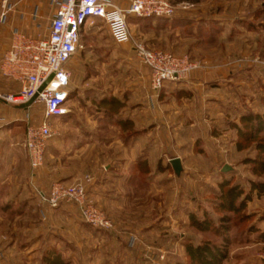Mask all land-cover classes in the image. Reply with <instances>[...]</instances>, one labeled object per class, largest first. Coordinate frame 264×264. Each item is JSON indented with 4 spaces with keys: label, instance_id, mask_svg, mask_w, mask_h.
<instances>
[{
    "label": "rangeland",
    "instance_id": "obj_1",
    "mask_svg": "<svg viewBox=\"0 0 264 264\" xmlns=\"http://www.w3.org/2000/svg\"><path fill=\"white\" fill-rule=\"evenodd\" d=\"M169 1L177 9L176 14L179 13L190 22L188 26L173 28L170 24L162 22L139 24L135 21L134 15L130 14L127 18L129 29L150 49L171 54L179 59L188 58L198 63L199 67L190 73L189 78L199 75L205 81H214L217 87L216 108L220 114L211 118L207 115L204 118V113L201 114L202 110L196 120L194 119V107L190 102H187L185 106L177 98L168 99L166 104L170 105L168 115H170L172 127L168 131L161 128L158 130V155L163 161L162 166L165 165L168 157L170 159L180 158L182 170L177 175L172 173L169 167L168 172L164 171L159 174V190L155 196L153 195L157 200V209L156 216L151 219L153 224L155 223L153 228L155 227L156 230L152 242H146L145 236L141 238L133 233L139 229H145L144 226L149 220L144 219L146 218L144 213L142 219L138 216L139 213L145 212L142 207L146 202L145 197L140 198L139 194L134 200V195L129 194L130 199L126 205L127 213L132 215L130 219L133 223L139 222L142 226H132L133 231L127 237L129 241L121 242V246L117 244L119 251V256L115 259L118 261L117 264L185 262L184 245L186 242L197 243L209 237L214 239L212 233L203 234L195 231L190 226L189 214L195 213L200 216L203 210H206L217 218L218 215L226 213L218 212L212 207L216 191L219 190L218 182L224 178L230 179L231 183L238 182L247 191L249 180L261 179L253 175L251 165L244 162L246 158L254 157L256 153L251 147L237 150V136L231 124L238 123L240 115L248 110L261 112L264 109V26H261L264 24V18L261 15L257 16V11L264 7V0ZM182 3L188 5L183 7ZM3 5L0 0V12ZM3 24L0 23V25ZM82 30L83 47L77 51L69 65L81 58L91 57L99 61V70L104 69L106 66H102L100 61L109 55L108 52L98 48L97 43L106 42L107 25L99 19H93L87 22ZM87 45L91 48H86ZM129 58L142 65L133 52ZM125 69L122 63L120 71H123L120 73H125ZM118 80L120 82H115L116 86L124 89L127 84L126 80L122 77ZM98 84L108 85L109 83ZM158 102L160 106L165 105L161 98ZM39 111L37 110L36 114H39ZM54 120L51 123L53 136L50 139L58 136L57 129L60 121L55 122ZM99 132L104 137H120L119 132L114 129ZM115 151H117V146H111L110 160L116 158ZM67 164L73 166L72 169L78 168L76 170L78 178L75 181L86 178L84 177L87 173L86 162H78L77 166L76 163L67 162ZM61 165L64 167L63 163ZM224 165H228L229 170L222 174ZM51 173L56 172L51 171ZM42 175L44 179L39 181V171L37 172L36 178L32 181V187L46 189L49 182L51 184L57 181V178L51 175H49L51 178H47L46 172ZM110 183H112L111 180L107 186L110 187ZM127 189L130 192L129 187ZM30 196L33 201L34 193L31 192ZM149 206L150 204L146 208L148 209ZM112 210L111 215L119 216V210L116 208ZM102 211L110 217L107 211ZM167 213H169L168 223L163 221L165 218H161ZM245 213L248 217L246 220L239 221L238 218H232L227 224L229 227L227 236L230 242L227 246L228 256L223 264H264V242H257L254 238L264 231V195L258 197L253 194L252 200L247 203ZM78 216L82 219L80 215ZM64 217L58 218L50 214L45 222L44 215L38 210H30L24 216L17 217L14 232L16 235L15 248L8 253L9 256L6 258H4L5 255L2 256L3 252L0 253V264H40L42 249L53 244L59 247L78 245L81 250L77 253L73 251L70 258L72 264L110 262L111 257L108 250L110 242L104 241L109 240L111 231L103 230L104 241L92 242L88 240V230L81 223L75 227L74 224L66 222ZM110 218L114 221L112 217ZM250 225H254L258 232L246 238L245 230ZM241 235H244V239L239 238ZM2 239L4 238L0 237V241ZM149 244L151 247L148 248ZM19 245H22V248L19 249ZM99 247H101L100 252ZM126 248L128 252H125ZM85 250L89 251L90 255H87ZM133 252H137L138 257H134Z\"/></svg>",
    "mask_w": 264,
    "mask_h": 264
},
{
    "label": "crops",
    "instance_id": "obj_2",
    "mask_svg": "<svg viewBox=\"0 0 264 264\" xmlns=\"http://www.w3.org/2000/svg\"><path fill=\"white\" fill-rule=\"evenodd\" d=\"M62 1L11 0L4 4L1 0L4 5L0 12V23L4 24L0 25V60L9 47L15 31L31 36H45L55 10ZM110 1L121 8L128 7L126 0ZM173 17L182 18L179 13ZM105 34L106 42L97 43L99 44L97 47L108 52L109 55L100 61L102 66H106L104 69L99 70V61L91 57H84L68 64L72 73L69 87L71 96L66 104L69 112L50 120L51 123L54 119H56L55 122L60 121L57 129L58 136L48 142L44 164L39 170V181L44 179L42 173L46 172L47 178L56 177L57 181L72 183L78 178V172L76 173L78 168L72 169L73 166L67 162L76 163V166L78 162H86L87 173L84 177L90 178L87 185L88 195L100 209L107 211V214L114 219L117 233L111 231L109 240L104 241V231L94 229L80 219L76 206L63 204L53 210L39 203L37 193L31 186L29 160L23 141L27 114L32 116L34 123L41 122L42 105H33L27 109L25 104L8 103L0 98V237L4 238L0 241V253L3 252L1 254L3 257L5 255L4 258L9 256L8 253L15 248V219L24 216L30 210H38L44 215V221L50 217V214L58 218L65 216L66 222L74 224L75 227L81 223L88 230V240L110 242L108 250L111 259L104 264H117L118 261L115 260L119 256L117 244L129 241L127 237L133 231L132 226H142L139 222L133 223L130 219L132 215L127 213L126 205L130 199V193L134 195V200L139 194L140 198L145 197L146 202L142 206L145 212L139 213L138 216L142 219L144 213L146 217L144 219L149 220L144 226L145 229H139L133 233L141 238L145 236L146 242H152L156 230L155 227L153 228L155 223L153 224L151 219L156 216L157 209V200L153 195L155 196L159 190V174L168 172L170 166L172 168L168 157L164 163L166 170L158 171L157 169V164L163 162L158 155L157 132L160 128L168 131L172 127L170 115H168L170 105L166 102L173 97L185 106L187 102H190L194 107L196 120L202 110L201 114L204 113V118L207 115L211 118L220 114L216 108L217 87L214 81H205L203 77L193 75L185 80L166 82L158 94V91L150 88L148 68L129 58L133 52L131 45L116 42L108 27ZM86 48L91 47L87 45ZM122 63L126 67L123 74L120 73L123 71H120ZM120 77L126 80L124 89H119V86L115 84L120 82L118 80ZM18 89L17 82L0 74V95L13 93ZM160 98L165 105L160 106L158 102ZM37 110H40L39 114H36ZM111 129L118 131L120 137H104L99 132ZM113 145L117 146L116 158L110 160V150ZM51 171L56 173L52 174ZM109 180L112 182L110 187L107 186ZM43 184L46 185V183ZM47 185L46 189L51 185L50 182ZM31 192L34 193L33 201ZM148 204L150 206L147 209ZM114 208L119 210L117 217L114 214L111 215ZM161 218H165L162 220L168 223L169 213ZM149 246L151 247L150 244L147 247ZM20 248L22 245H19ZM80 250L77 244L75 247L72 245L59 247L57 244L45 246L41 251L40 264H42L43 256L51 252L59 253L62 257L69 259L72 264L70 258L73 251L77 253ZM128 251L126 248L125 252ZM85 252L90 255L89 251L85 250ZM133 253L134 257H138L137 252Z\"/></svg>",
    "mask_w": 264,
    "mask_h": 264
},
{
    "label": "built area",
    "instance_id": "obj_3",
    "mask_svg": "<svg viewBox=\"0 0 264 264\" xmlns=\"http://www.w3.org/2000/svg\"><path fill=\"white\" fill-rule=\"evenodd\" d=\"M11 0H3L8 3ZM127 8H121L110 0H63L55 10L45 36H31L20 31L12 35L9 47L0 60V74L19 84L13 93L0 95L8 103L42 105L43 119L34 123L31 115L25 119L23 147L29 160L30 182L44 164V153L53 136L51 119L69 112L67 100L72 73L68 64L83 45L81 31L93 19L103 20L113 39L129 43L139 62L149 69L150 88L160 90L167 81L189 78L199 64L188 58H176L155 49L137 39L129 29L127 15L141 17H167L177 9L169 0H126ZM183 7L188 4L182 3ZM89 177L72 183L55 181L48 189H35L39 203L48 208L67 204L77 207L82 220L94 229L117 231L114 221L89 197Z\"/></svg>",
    "mask_w": 264,
    "mask_h": 264
},
{
    "label": "trees",
    "instance_id": "obj_4",
    "mask_svg": "<svg viewBox=\"0 0 264 264\" xmlns=\"http://www.w3.org/2000/svg\"><path fill=\"white\" fill-rule=\"evenodd\" d=\"M259 10L260 11H257V16L261 15L264 18V7ZM128 16H130V14L127 15V18ZM134 19L139 24L147 25L152 24V22H157V24H159L162 22L164 24H170L173 28L180 26L185 27V25L188 26L190 23L183 17H141L134 15ZM261 26H264V24ZM68 94L70 97V90ZM231 127L236 132L237 150L251 147L256 153L254 157L246 158L244 162L250 164L252 174L262 180H249L247 191L240 183H231L230 179L224 178L222 181H219V190L216 191L217 193L213 199L214 204L211 206L218 212H226L225 215H218L216 218L206 210H203L200 216H197L195 213L189 214L190 226L199 233H212L214 239L209 237L197 243L191 241L186 242L184 245L186 261L177 262L176 264H223L228 256L227 246L230 242L227 236L229 231L228 222H230L232 218H238L239 221L246 220L248 218L245 213L246 206L247 203L252 200L253 194L258 197L264 195V109L261 112L248 110L242 113L238 118V123H232ZM165 168V166L161 165V162L157 164L158 171H163ZM170 169L173 171L171 166ZM221 173L224 174L225 172L221 171ZM256 232H258V230L254 228V225H250L245 230L246 238L251 237L252 234ZM239 238L244 239V235H241ZM254 238H256L255 241L257 242H264V231L260 232V234ZM41 262L42 264H70L69 259L62 257L59 253L53 252L45 254Z\"/></svg>",
    "mask_w": 264,
    "mask_h": 264
},
{
    "label": "water",
    "instance_id": "obj_5",
    "mask_svg": "<svg viewBox=\"0 0 264 264\" xmlns=\"http://www.w3.org/2000/svg\"><path fill=\"white\" fill-rule=\"evenodd\" d=\"M33 100H34L33 98L30 99L27 103H25L24 106L30 105L33 102ZM170 164L172 165V168H173L175 174L178 175L180 173V171L182 170L180 158L174 157V158L170 159ZM228 170H229L228 165H224L222 168V171L226 172Z\"/></svg>",
    "mask_w": 264,
    "mask_h": 264
}]
</instances>
